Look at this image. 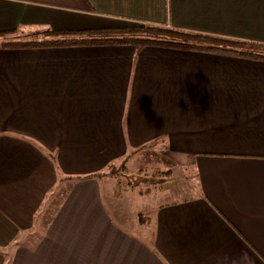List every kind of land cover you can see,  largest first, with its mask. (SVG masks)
<instances>
[{
    "label": "crops",
    "instance_id": "obj_1",
    "mask_svg": "<svg viewBox=\"0 0 264 264\" xmlns=\"http://www.w3.org/2000/svg\"><path fill=\"white\" fill-rule=\"evenodd\" d=\"M123 21L264 42V0H0V264H264V61L4 46ZM147 147L195 189L131 205L128 222L123 193L146 192L120 174Z\"/></svg>",
    "mask_w": 264,
    "mask_h": 264
},
{
    "label": "trees",
    "instance_id": "obj_2",
    "mask_svg": "<svg viewBox=\"0 0 264 264\" xmlns=\"http://www.w3.org/2000/svg\"><path fill=\"white\" fill-rule=\"evenodd\" d=\"M30 35L32 38L10 40L4 46L150 45L264 61V42L186 31L151 22L123 21L101 27L45 28L31 31Z\"/></svg>",
    "mask_w": 264,
    "mask_h": 264
},
{
    "label": "rangeland",
    "instance_id": "obj_3",
    "mask_svg": "<svg viewBox=\"0 0 264 264\" xmlns=\"http://www.w3.org/2000/svg\"><path fill=\"white\" fill-rule=\"evenodd\" d=\"M40 29L45 28H38V30ZM22 33H24L23 30L17 31L21 40L32 38V35H30L31 32L23 34L24 36L21 35ZM6 39L12 40L14 38ZM178 162L180 163L181 160ZM175 163L176 160L174 158L171 159L167 152L160 147H147L136 156V160L134 159L133 164L129 165L130 168L128 167L127 172H121L120 178L126 183H130V186H134L132 187L133 189L146 192V195H141L140 197L132 193L124 192L123 196H126L127 199L118 198V200L121 199L124 202L125 207L128 209L125 212V220L130 221V213L135 210L133 209L135 207L136 210H140L145 203L148 207H156L157 205L155 206V204L159 202L171 201L175 197L173 193H179L178 189H176L177 185L187 190L194 188L193 183L187 178V170L182 169V167ZM109 169L107 173L112 174H117V170H119V168L117 169V165L111 166ZM188 173H192V171L189 170ZM125 175H127L126 178ZM116 184L115 178H113V182L106 179V184L105 182L103 183L104 189L102 190L103 201L107 206V210L113 216L117 212V196L115 198H109V191H111V186ZM167 187L171 189L167 190ZM114 191L117 193V188ZM131 205H133V208H131ZM119 212H123L121 208Z\"/></svg>",
    "mask_w": 264,
    "mask_h": 264
}]
</instances>
